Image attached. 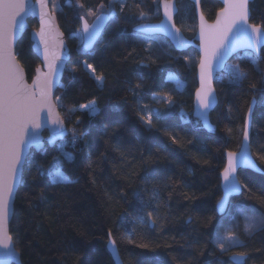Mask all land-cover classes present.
<instances>
[{"label":"trees","instance_id":"1","mask_svg":"<svg viewBox=\"0 0 264 264\" xmlns=\"http://www.w3.org/2000/svg\"><path fill=\"white\" fill-rule=\"evenodd\" d=\"M175 1V25L191 38L196 29L194 7L188 0ZM50 2L69 50L54 101L61 98L59 113L79 138L75 146L64 148L71 160L62 155L59 142L45 144L39 152L31 150L26 157L8 228L21 264H113L105 249L109 231L124 264H229L228 256L236 251L248 253L245 264H264V225L248 235L240 217L231 219L240 226L237 235L243 246L221 254L212 242L217 224L223 220V226L229 225L226 218L235 214L234 206L252 205L264 215V47L258 56L239 52L229 59L246 73L245 79L230 82L216 75L217 105L209 114L213 132L207 133L192 117L195 50L177 52L161 36L137 39L132 30L140 22L135 3L145 12V21L157 22L158 0H125L132 6L126 15L112 0L116 15L88 52L80 48L79 17L100 4L109 12V0H80L85 9L77 0H56L53 9ZM199 6L207 21L221 8L216 0H200ZM249 8L250 23H261L264 0H253ZM28 25L29 30L36 28L34 20ZM29 30L15 47L28 81L39 64ZM85 61L104 75L102 88L84 70ZM138 83L141 87L135 88ZM162 96L171 97V107ZM92 99L98 108L94 115L86 110L66 115L69 108ZM252 99L249 145L263 174L238 170V179L247 187L218 216L214 206L220 197L223 154L237 151ZM145 105L151 111L142 112ZM141 115L151 116L154 127H146ZM67 137L70 141L71 131ZM53 164L63 170L67 182L50 180ZM148 213L157 221L154 226Z\"/></svg>","mask_w":264,"mask_h":264},{"label":"snow or ice","instance_id":"2","mask_svg":"<svg viewBox=\"0 0 264 264\" xmlns=\"http://www.w3.org/2000/svg\"><path fill=\"white\" fill-rule=\"evenodd\" d=\"M40 5V28L35 32L38 37L37 47H43V60L46 72H42L40 68L36 69V75L32 83H26L24 77V69L21 67L14 51V43L17 33L24 28V17L28 14L29 8L26 0H0V249L5 250L4 256L16 260L18 264V253L13 251V237L8 231L9 213L13 202V196L18 183L23 182L22 164L25 155L30 146H36L38 149L43 148L40 130L45 125H51L54 129L53 135L50 136L48 143L54 144L57 137L62 143L58 146L62 155L68 159H72L69 152H65L66 145L75 146L78 136L75 129L65 128V120L56 110L61 107V98H52V87L57 69L60 67L58 63L61 61L62 53L55 50V35L52 32L48 13L45 11L47 0H37ZM119 3V11L126 15V9L132 7L125 0H117ZM163 8L164 19L157 26L159 30L167 31L172 35L180 46L185 41L180 38V30L176 28L174 16L178 9L174 0H158ZM199 7L200 0H195ZM223 7L216 12L215 21L208 24L203 14L200 15L199 39L201 59L199 64L200 88L196 90V103L199 124L203 121L208 126V111L216 102L215 93L212 88V79L214 67L223 61L224 57L229 54L233 47L237 46L238 41L233 37L239 38V43L247 47H256L264 43V20L261 23H250L252 19L251 10L249 8L250 0H222ZM112 0H109V14H105V5L100 4L93 11L88 8L87 15H80L79 19L82 24L80 29L83 47L89 48L96 38L101 34L106 21L110 17H115L116 12L111 10ZM77 5L81 9H85V5L77 0ZM135 7L139 11L135 14L140 22L136 24L135 36L142 39L144 33L153 30V26L148 25L145 21V12L142 10L138 2ZM87 16L94 19L89 22ZM62 35V34H60ZM50 44L52 45L50 47ZM63 42H60L62 47ZM147 50V49H146ZM83 68L94 79L97 87L102 88L105 77L103 74H97L96 67L87 63H83ZM72 71H76L73 67ZM231 80L239 82L246 78V73L235 67L230 69ZM177 86L180 84L177 81ZM141 84H137L135 88H140ZM253 89L256 85H251ZM264 95V89L261 90ZM133 95H137L133 89ZM161 99L171 107L173 101L169 96H162ZM95 99L89 100L87 103H81L78 107H71L67 111L70 118L76 111L86 110L89 114L94 115L98 108ZM47 110V116L41 117V112ZM151 111L150 106L145 105L141 111ZM254 107L252 104L248 106L247 114L243 118V141L244 150L242 153L228 151L227 165L220 173L221 187L224 195L217 202L218 209L225 211L228 198L239 193L242 188L247 185L242 184L237 178V168L239 164H246L250 168H256L249 156L247 144L250 139V125ZM159 114V113H157ZM141 121L146 127H154L151 116L145 118L140 116ZM71 131V140H65L66 134ZM168 135V133H165ZM173 143H176L175 137H170ZM55 160V158H53ZM264 159V157H261ZM49 176L53 183L67 182L63 170L56 164L49 169ZM243 217V231L251 235L256 231L258 222L264 225V215L258 214V210L252 205H237L235 214L231 219L236 220ZM148 220L152 226L156 224V220L152 218V214L148 213ZM239 224L223 229L222 224H217L215 238L212 241L221 254L228 253L231 249L242 247L243 242L237 235ZM129 243L133 241L129 240ZM139 247H147V245H138ZM106 249L110 254L113 264H124L117 247L116 240L112 236V232L108 233V241ZM248 257L247 252L236 251L231 252L229 264H245ZM7 264V261L4 262ZM223 264V262H221Z\"/></svg>","mask_w":264,"mask_h":264},{"label":"water","instance_id":"3","mask_svg":"<svg viewBox=\"0 0 264 264\" xmlns=\"http://www.w3.org/2000/svg\"><path fill=\"white\" fill-rule=\"evenodd\" d=\"M49 1L50 0H47V7L45 8V11L48 13V18H49V23H50V26H51V29H52V32L53 34L55 35V50L58 52V53H62V58H61V61H59L58 63L60 64V67L57 69V72H56V75L54 77V82H53V87H52V98H53V101H54V94H55V91L57 89V87L59 86L60 84V81H61V78H62V75L64 73V69H65V66H66V63L68 62L69 60V50H68V47L66 45V42H65V38H64V35L63 33L61 32L58 24H57V20H56V17L54 15L53 12L50 11V8H49ZM194 7V14H195V18H196V29H195V32L194 34L192 35L191 38H187L184 36V34L180 31L179 32V35H180V38H182L185 43L183 44V46H180L177 42V40L172 36V35H169V33L167 31H163V30H159V28L157 26L160 25V22L161 20L164 19V16H163V8L162 6L159 5L158 3V9H159V13H160V19L159 21L157 22H147V21H144L146 22L148 25L150 26H153V30L151 31H148L146 33H144L143 36H147V37H151V36H161L163 38H165L169 44L172 46V48L177 51V52H183V51H186L190 48L194 49L196 54H197V63H196V66H195V80H196V89L193 93V99H192V117L196 120L199 119L198 115H197V112H198V108H197V103H196V90L198 88H200V74H199V64H200V59H201V51H200V39H199V25H200V15H201V11H200V6L197 7L196 3H195V0H188ZM221 7H223V3H222V0H216ZM253 0H250V3L252 2ZM27 4H28V8H29V11H28V14L24 17V28L21 32H18L17 33V37H16V41L14 43V51H15V47H16V44L18 42V40L22 37V35L29 30V25H28V20H34L35 23H36V28L35 29H31L29 30V41L31 43V50H32V53L35 55V57L38 59V66L34 69V74L33 76L31 77V79L28 81L26 79V76H25V73H24V77H25V81L26 83H29L31 84L32 83V80L33 78L35 77L36 75V69L37 68H40L42 72H46L47 69L44 68V60H43V47L42 46H39L37 47V44H38V37H36L35 35V32H37L40 28V5L39 3L37 2V0H26ZM174 3L176 5V1L174 0ZM177 8V7H176ZM114 11V10H113ZM106 15L109 14V12L105 13ZM113 17H110V19L108 21H106L105 23V26L106 24L112 19ZM215 18H216V14L214 16V18L211 20V21H207L208 24H211L215 21ZM94 19V17H92L89 22L91 23V21ZM104 26V27H105ZM82 28V24H81V21L79 19V25H78V29H79V33H80V48L84 51V52H88V51H91L94 44L97 42V40L99 39L100 35L96 38V40L91 44V46L87 49H85L83 47V43H82V38H81V32H80V29ZM176 28H178L176 26ZM104 29V28H103ZM102 29V31H103ZM135 29H136V25L132 28V30L135 32ZM179 29V28H178ZM180 30V29H179ZM102 33V32H101ZM62 34V35H60ZM233 39H236L238 41L237 43V46L236 47H233L231 49V51L229 52V54L227 56L224 57L223 61L220 62L218 65H216L214 67V71H213V79H212V88L214 90V93H215V98H216V102L215 104L212 106V108L208 111V126H205L203 121H201L199 124L201 126V128L207 132V133H212L213 132V126L211 125L210 121H209V114L211 113V111L215 108V106L217 105V97H216V92H215V89H214V86H213V81L216 77L217 74H219L221 71H223L225 65L229 62V59L239 53V52H249L251 53L252 55L254 56H258L261 48L264 47V43L260 44L259 46H256V47H247L243 44H240L239 43V38L238 37H233ZM63 42L62 44V47L60 45V42ZM52 45L50 44V47ZM55 102V101H54ZM252 104L253 107L255 105V101L252 99L249 103V105ZM58 112V108L56 109ZM248 110V108H247ZM247 110L245 112V115L247 114ZM244 115V116H245ZM47 116V110H44L41 112V117H46ZM251 127V125H250ZM66 128V126H65ZM43 132H46V136L43 137L42 133ZM54 133V129L52 128L51 125H45L41 128L40 130V136L42 138V144H43V147L44 145L46 144L48 147H52L53 145H55L56 143L60 142L61 139L59 137H57L56 139V142L54 144H49L48 143V140L50 138L51 135H53ZM67 136V134H66ZM65 136V138H66ZM242 141H243V125H242V132H241V137H240V143H239V147L237 149V151H235L236 153H242L243 150H244V145L242 144ZM250 141V139H249ZM249 141H248V144H247V148H248V152H249V156H250V159L252 160V162L256 165V168H250L248 167L246 164H239L238 165V168H237V172L238 170H249L251 172H254V173H257V174H263V172L260 170V168L257 166V164L255 163L254 159L252 158V155H251V151H250V145H249ZM43 149V148H42ZM42 149H38L36 146H30L26 152V155H25V159H24V163H25V160H26V157L27 155L30 153V151H34V152H39L40 150ZM228 151L224 152L223 154V157H224V165H223V168L227 165V153ZM24 163L22 164V168H23V165ZM21 168V170H22ZM223 168L221 169L220 173L222 172ZM220 173H219V189H220V197L219 199L216 201L215 203V206H214V209H215V213L218 215V216H222L225 212H226V209H227V206L229 204V201L231 198H234V197H237L239 193H234L232 194L229 198H228V203L226 204V207H225V211L221 212L219 209H218V206H217V202L221 199V197L224 195V192H223V189L221 187V179H220ZM238 178V177H237ZM19 187V183L17 184L16 186V189H15V192H14V196H13V202H12V206H11V209H10V213H9V219H8V228H9V223H10V220H11V217H12V213H13V205H14V200H15V194L17 192V189ZM107 241H108V238H107ZM106 245H107V242L105 244V249H106ZM4 251L3 249H0V264H4L5 261H7V264H17L16 260L10 258V257H5L4 256ZM13 251L18 253L14 246H13ZM107 251V249H106ZM108 252V251H107ZM109 254V252H108ZM231 255V254H230ZM230 255L228 256V260H229V257ZM110 256V254H109ZM111 258V257H110ZM18 264H21L20 262V259H19V254H18ZM112 260V259H111ZM113 262V261H112Z\"/></svg>","mask_w":264,"mask_h":264},{"label":"rangeland","instance_id":"4","mask_svg":"<svg viewBox=\"0 0 264 264\" xmlns=\"http://www.w3.org/2000/svg\"><path fill=\"white\" fill-rule=\"evenodd\" d=\"M51 8L53 9L54 7H55V5H56V0H51ZM87 15V14H86ZM92 18V16H87V19L88 20H90ZM79 42H80V33H79ZM245 54H246V52H244ZM249 53V52H248ZM235 67H237L235 64H233V63H231V62H228L226 65H225V67H224V69H223V71H221L220 73H219V76H223L225 79H227L228 81H230V82H233L232 80H231V72H230V69H233V68H235ZM65 140H69L68 139V137L67 138H64ZM71 140V139H70ZM62 143V141H60L59 143H58V145H60ZM50 180L52 181V178L50 177ZM233 209H234V212H235V209H236V206H234L233 207ZM227 219V223L229 224V225H227V226H223V229L224 230H226L227 228H230V227H232L233 225H234V222H232L231 221V217H228V218H226ZM240 219H241V224H242V230H243V225H244V220H243V217H240ZM233 220V219H232ZM223 221V220H222ZM222 221L220 222V224H223L222 223ZM232 224V225H231ZM261 226V224H259V222H258V226H257V228L258 227H260ZM244 232V231H243ZM244 234H247V233H245L244 232ZM214 238H215V235H214Z\"/></svg>","mask_w":264,"mask_h":264}]
</instances>
